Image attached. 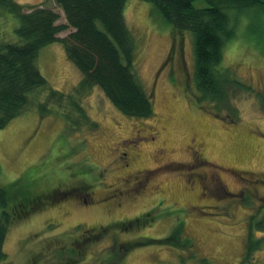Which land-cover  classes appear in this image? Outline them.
Listing matches in <instances>:
<instances>
[{
	"label": "rangeland",
	"instance_id": "1",
	"mask_svg": "<svg viewBox=\"0 0 264 264\" xmlns=\"http://www.w3.org/2000/svg\"><path fill=\"white\" fill-rule=\"evenodd\" d=\"M15 1L24 10L45 3L65 22L53 0ZM239 14L223 50V66L246 88L230 93L234 109L199 100L192 34L173 32L149 2L127 0L124 21L153 115L129 117L94 87L82 104L96 128L73 129L34 105L0 129L11 217L0 264H247L249 240L252 260L264 264V2ZM17 25L0 8V40ZM36 65L59 91L79 81L60 42L42 47ZM56 187H80L81 197L15 213L23 196Z\"/></svg>",
	"mask_w": 264,
	"mask_h": 264
},
{
	"label": "trees",
	"instance_id": "2",
	"mask_svg": "<svg viewBox=\"0 0 264 264\" xmlns=\"http://www.w3.org/2000/svg\"><path fill=\"white\" fill-rule=\"evenodd\" d=\"M126 1L53 0L65 20L58 23L60 13L45 3L24 10L25 6L15 0H0V8L18 19L13 38L0 40V129L34 105L41 115L57 112L73 129L82 124L96 128L97 123L82 104V96L94 87L101 89L129 117L153 115L152 93L143 87L136 73L135 44L123 15ZM143 1L152 4L173 32L192 34L199 100L212 101L218 110L225 106L227 111L234 109L233 102H229L230 93L235 88H246L223 66L224 45L235 36V24L242 9L264 0ZM66 30L69 32L61 36ZM53 42L63 45L68 60L80 72L79 81L70 92L51 87L36 65L40 49ZM36 94L38 99L34 101ZM46 192L23 196L14 206L15 213L27 215ZM7 199L8 191L0 184V259L5 258L3 247L11 219L5 209ZM255 247L249 240L247 264H256L252 260Z\"/></svg>",
	"mask_w": 264,
	"mask_h": 264
},
{
	"label": "flooded vegetation",
	"instance_id": "3",
	"mask_svg": "<svg viewBox=\"0 0 264 264\" xmlns=\"http://www.w3.org/2000/svg\"><path fill=\"white\" fill-rule=\"evenodd\" d=\"M122 154H123V157L124 156L128 157V152L123 151ZM130 160H131L130 158H127L126 165H129ZM129 177L130 176H127V178H125V181L129 182V179H128ZM65 189L66 188L63 189L61 187H56L54 189L49 190L48 192H46L45 195H42V197H40L41 199H38V201H37L38 205H42L43 206V203H50V201L51 202L54 201V203H55L56 200H58L57 199L58 197H60V198H62V197H64V198H67V197L80 198L81 197L78 194L79 193L78 190L81 189L80 187H78V188L76 187V188H74V190H71V189L68 190L67 189V191H65ZM90 199L92 200L91 192H90L89 201H90ZM89 201L84 200L83 202L85 204H88ZM38 205H37V207H38Z\"/></svg>",
	"mask_w": 264,
	"mask_h": 264
}]
</instances>
